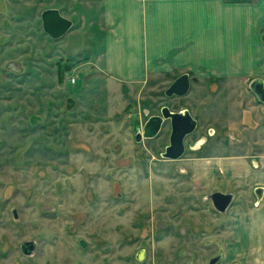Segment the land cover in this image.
<instances>
[{"label": "rangeland", "instance_id": "obj_1", "mask_svg": "<svg viewBox=\"0 0 264 264\" xmlns=\"http://www.w3.org/2000/svg\"><path fill=\"white\" fill-rule=\"evenodd\" d=\"M50 8L73 21L62 39L43 29ZM88 39L78 0H0V264H264V102L248 80L191 77L183 97L171 75L115 86ZM165 106L198 121L178 160L162 156L170 121L136 141ZM217 192L234 195L225 213Z\"/></svg>", "mask_w": 264, "mask_h": 264}, {"label": "crops", "instance_id": "obj_2", "mask_svg": "<svg viewBox=\"0 0 264 264\" xmlns=\"http://www.w3.org/2000/svg\"><path fill=\"white\" fill-rule=\"evenodd\" d=\"M79 31L115 86L183 74L264 86V0H78ZM253 194L261 207L264 184Z\"/></svg>", "mask_w": 264, "mask_h": 264}, {"label": "water", "instance_id": "obj_3", "mask_svg": "<svg viewBox=\"0 0 264 264\" xmlns=\"http://www.w3.org/2000/svg\"><path fill=\"white\" fill-rule=\"evenodd\" d=\"M43 29L52 39L59 40L66 36L73 28V21L62 15L61 11L56 8L46 9L42 13ZM254 85L253 89L258 95L260 101L264 102V86L258 88ZM191 89V80L189 74H183L178 77L171 86L167 89L166 95L168 97L179 96L183 97L189 94ZM148 114V111L146 112ZM166 121L171 124V137L170 143L166 147L162 156L166 159L178 160L186 152L185 140L194 133L198 126L197 119L194 118L192 113L185 109L184 111L175 112L169 107L165 106L161 110V115H152L148 118L142 131L138 130L136 141L142 142L144 139H154L159 136ZM215 208L225 213L234 200L232 193L225 194L217 192L212 196ZM81 245L86 247L87 243L82 240ZM30 243L26 244V248ZM32 251H27L30 253ZM218 258L211 261L210 264H215Z\"/></svg>", "mask_w": 264, "mask_h": 264}, {"label": "flooded vegetation", "instance_id": "obj_4", "mask_svg": "<svg viewBox=\"0 0 264 264\" xmlns=\"http://www.w3.org/2000/svg\"><path fill=\"white\" fill-rule=\"evenodd\" d=\"M259 86H260V85H256L255 87L258 88ZM161 110H162V109H161ZM185 141H186V140H185ZM213 205H214V202H213ZM27 248H28V249H31L30 246H28ZM28 249H27V251H30V250H28Z\"/></svg>", "mask_w": 264, "mask_h": 264}, {"label": "built area", "instance_id": "obj_5", "mask_svg": "<svg viewBox=\"0 0 264 264\" xmlns=\"http://www.w3.org/2000/svg\"><path fill=\"white\" fill-rule=\"evenodd\" d=\"M76 80L74 79L73 82H75Z\"/></svg>", "mask_w": 264, "mask_h": 264}]
</instances>
